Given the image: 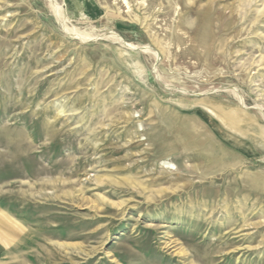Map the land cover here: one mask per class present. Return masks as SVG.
Instances as JSON below:
<instances>
[{
  "label": "rangeland",
  "instance_id": "374dc122",
  "mask_svg": "<svg viewBox=\"0 0 264 264\" xmlns=\"http://www.w3.org/2000/svg\"><path fill=\"white\" fill-rule=\"evenodd\" d=\"M262 135L264 0H0V264H264Z\"/></svg>",
  "mask_w": 264,
  "mask_h": 264
},
{
  "label": "bare ground",
  "instance_id": "6f19581e",
  "mask_svg": "<svg viewBox=\"0 0 264 264\" xmlns=\"http://www.w3.org/2000/svg\"><path fill=\"white\" fill-rule=\"evenodd\" d=\"M221 116H222V120H224L229 127H231L232 129L235 127V124H236L237 120L235 119L234 115H232V114H223ZM262 136H264V135H262Z\"/></svg>",
  "mask_w": 264,
  "mask_h": 264
}]
</instances>
